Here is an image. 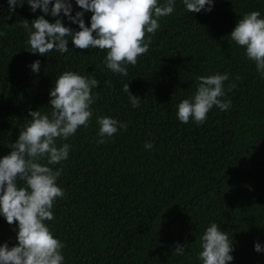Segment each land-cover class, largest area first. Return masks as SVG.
Returning a JSON list of instances; mask_svg holds the SVG:
<instances>
[{"label": "trees", "instance_id": "16d2710c", "mask_svg": "<svg viewBox=\"0 0 264 264\" xmlns=\"http://www.w3.org/2000/svg\"><path fill=\"white\" fill-rule=\"evenodd\" d=\"M71 3V15L82 11ZM253 10L264 16V0H214L210 12L193 14L176 0L123 77L105 67L104 50L75 48L70 40L63 54L30 52L22 21L56 17L26 3L10 12L0 0V156L11 151L30 111L51 112L49 90L59 73L100 81L88 127L64 141L69 157L52 166L63 169L57 183L64 197L54 201L47 223L64 244L65 264H200V236L211 222L232 240L229 264H264V253L254 251L255 242L264 244V77L228 36ZM90 15L84 13L86 26ZM37 59L34 73L29 66ZM225 72L231 107H213L200 125L181 123L176 105L192 96L197 77ZM97 116L127 127L97 143ZM0 243H18L15 221L0 217ZM177 243L186 244L184 255L174 254Z\"/></svg>", "mask_w": 264, "mask_h": 264}, {"label": "clouds", "instance_id": "9594fccd", "mask_svg": "<svg viewBox=\"0 0 264 264\" xmlns=\"http://www.w3.org/2000/svg\"><path fill=\"white\" fill-rule=\"evenodd\" d=\"M6 3L10 12L26 3L33 13L40 9L56 17L53 22L44 15L30 22L22 21L30 52L45 56L55 50L63 54L69 51L70 40L75 48L104 50L105 67L126 77L127 66L135 65L137 58L148 51L151 36L160 27L159 19L174 12L176 0H75L82 10L75 15H71V0H6ZM181 3L190 14L202 10L207 13L214 0H181ZM85 12L91 13L88 26L83 18ZM61 13L79 30L65 26L59 18ZM228 36L264 77V16L258 10L243 14ZM39 66L37 59L29 67L35 73ZM197 79L199 83L192 96L176 105V117L181 123L191 120L200 125L213 107L221 111L231 107V100L224 99L228 73L202 75ZM99 82L90 73L81 75L72 70L59 73L49 90L51 112L30 111L31 119L19 131L11 151L0 156V217L9 225L15 221L18 241L12 247L0 243V264H65L64 244L47 223L54 219V201L64 197V190L57 183L63 169L52 166L61 165L69 157L71 145L64 141L78 129L88 127L93 116L91 106L96 100L92 90L98 88ZM124 91L129 94L132 107H138L140 98L129 92L128 83ZM96 122L100 144L105 137L127 127L108 116H97ZM152 147L151 141H145L146 150ZM21 181L22 184L18 183ZM185 245L177 243L174 254L184 255ZM199 248L200 264H229L233 260L232 240L215 222L203 231ZM254 251L264 253V244L255 242Z\"/></svg>", "mask_w": 264, "mask_h": 264}]
</instances>
